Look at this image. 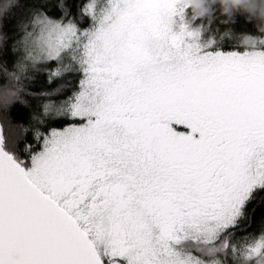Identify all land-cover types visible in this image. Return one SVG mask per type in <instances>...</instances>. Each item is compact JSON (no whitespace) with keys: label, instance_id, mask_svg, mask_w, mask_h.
<instances>
[{"label":"snow or ice","instance_id":"snow-or-ice-1","mask_svg":"<svg viewBox=\"0 0 264 264\" xmlns=\"http://www.w3.org/2000/svg\"><path fill=\"white\" fill-rule=\"evenodd\" d=\"M193 20L0 0V264H264V40Z\"/></svg>","mask_w":264,"mask_h":264},{"label":"clouds","instance_id":"clouds-1","mask_svg":"<svg viewBox=\"0 0 264 264\" xmlns=\"http://www.w3.org/2000/svg\"><path fill=\"white\" fill-rule=\"evenodd\" d=\"M182 2L190 7L191 14L195 17L191 25L195 24L196 20L201 22L196 29H199L202 38L210 25L218 19L216 13L219 10L220 17H223L220 23L223 25L234 24L237 13L243 14L248 22L254 24L257 34H239L240 47L251 48L260 40H264V0H182ZM228 33L226 39L231 38V30H228ZM221 36L224 34L221 33ZM209 40L218 42L215 37H209Z\"/></svg>","mask_w":264,"mask_h":264},{"label":"trees","instance_id":"trees-1","mask_svg":"<svg viewBox=\"0 0 264 264\" xmlns=\"http://www.w3.org/2000/svg\"><path fill=\"white\" fill-rule=\"evenodd\" d=\"M22 2V0H21ZM217 17L215 23H212L208 30L205 33H208L209 37H215L218 41L216 43V46L219 48H222L223 50L229 51L232 49H238L239 46V40L240 35L242 33H251L253 35L257 34V30L253 23H250L247 21L245 16L243 14L237 13L235 17V23L230 25H223L220 23V19H223V17H220L219 10H217ZM191 15H189L190 17ZM197 26L201 24L199 20H197ZM194 25V24H193ZM228 30H231V38H225L228 35H225ZM221 33L224 34V36H221ZM240 49L243 50L241 47ZM58 82H54L53 85L50 86V88H55L57 86ZM55 99V97H53ZM261 229V222H260V210L258 209L255 223L253 224L252 228L249 229V231L254 232L256 234L259 233Z\"/></svg>","mask_w":264,"mask_h":264},{"label":"flooded vegetation","instance_id":"flooded-vegetation-1","mask_svg":"<svg viewBox=\"0 0 264 264\" xmlns=\"http://www.w3.org/2000/svg\"><path fill=\"white\" fill-rule=\"evenodd\" d=\"M195 23H197V20L195 21ZM200 25V24H199ZM192 27H194V28H196L197 27V24H192ZM203 41L204 42H209L210 40H209V36H208V33H204V36H203ZM241 47H239L238 49L240 50V51H243L242 49H240ZM232 50H235V49H232ZM232 50H229V51H232ZM224 51H226V50H224Z\"/></svg>","mask_w":264,"mask_h":264},{"label":"rangeland","instance_id":"rangeland-1","mask_svg":"<svg viewBox=\"0 0 264 264\" xmlns=\"http://www.w3.org/2000/svg\"><path fill=\"white\" fill-rule=\"evenodd\" d=\"M189 19H191V16L189 17ZM194 28V27H193Z\"/></svg>","mask_w":264,"mask_h":264}]
</instances>
